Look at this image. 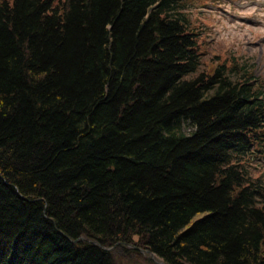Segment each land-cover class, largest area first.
I'll list each match as a JSON object with an SVG mask.
<instances>
[{
  "label": "trees",
  "instance_id": "1",
  "mask_svg": "<svg viewBox=\"0 0 264 264\" xmlns=\"http://www.w3.org/2000/svg\"><path fill=\"white\" fill-rule=\"evenodd\" d=\"M183 2L0 0V264H264L263 87Z\"/></svg>",
  "mask_w": 264,
  "mask_h": 264
},
{
  "label": "rangeland",
  "instance_id": "2",
  "mask_svg": "<svg viewBox=\"0 0 264 264\" xmlns=\"http://www.w3.org/2000/svg\"><path fill=\"white\" fill-rule=\"evenodd\" d=\"M183 4L194 26L200 30L199 52L204 65L201 67L211 70L220 60L234 55L238 61L242 57L254 78L262 83L258 81V84L264 87V0H184ZM261 159L251 163V172L253 179L261 178L264 184V158ZM108 252L115 264L162 262L135 245H118Z\"/></svg>",
  "mask_w": 264,
  "mask_h": 264
},
{
  "label": "water",
  "instance_id": "3",
  "mask_svg": "<svg viewBox=\"0 0 264 264\" xmlns=\"http://www.w3.org/2000/svg\"><path fill=\"white\" fill-rule=\"evenodd\" d=\"M96 244V243H94ZM104 251H109V249L103 248ZM159 264H164L163 262L159 263Z\"/></svg>",
  "mask_w": 264,
  "mask_h": 264
}]
</instances>
